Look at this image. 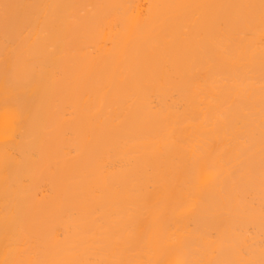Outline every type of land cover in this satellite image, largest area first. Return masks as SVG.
<instances>
[{
	"label": "bare ground",
	"instance_id": "obj_1",
	"mask_svg": "<svg viewBox=\"0 0 264 264\" xmlns=\"http://www.w3.org/2000/svg\"><path fill=\"white\" fill-rule=\"evenodd\" d=\"M0 264H264V0H0Z\"/></svg>",
	"mask_w": 264,
	"mask_h": 264
}]
</instances>
